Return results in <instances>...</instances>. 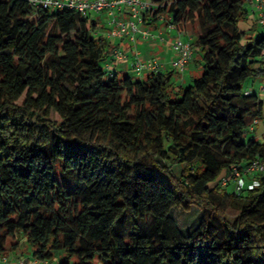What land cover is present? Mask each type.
<instances>
[{"label": "trees", "instance_id": "obj_1", "mask_svg": "<svg viewBox=\"0 0 264 264\" xmlns=\"http://www.w3.org/2000/svg\"><path fill=\"white\" fill-rule=\"evenodd\" d=\"M155 2L144 26L197 29L203 71L187 87L174 71L106 70L100 24L73 10L0 0L1 258L23 238L56 264H264V174L240 193L218 183L264 159L247 139L264 27L241 29L248 0ZM193 205L202 218L183 235L170 212Z\"/></svg>", "mask_w": 264, "mask_h": 264}, {"label": "built area", "instance_id": "obj_2", "mask_svg": "<svg viewBox=\"0 0 264 264\" xmlns=\"http://www.w3.org/2000/svg\"><path fill=\"white\" fill-rule=\"evenodd\" d=\"M34 10L39 9H69L77 12L83 17L96 21L105 15L107 22L101 26L95 36H103L106 40L125 39L135 45L137 37L142 40H153L155 35L141 26L145 17L155 13L158 4L155 0H26ZM252 11L256 14V23L264 27V0H248ZM166 23L170 30L176 31V36L171 42L173 57L170 67L176 74L182 75L192 60L194 47L191 42L184 40V32L178 30L167 16H157L156 22ZM112 61H124L127 59L125 53L119 49H113ZM106 70H110L106 64ZM133 71L138 74L157 73L162 70L163 64L156 58L143 59L135 50L131 62ZM261 92H264V85H261ZM250 91H246L249 94ZM264 174V159L254 160L245 167H232L228 174L223 175L218 183L226 187L229 181H233V189L236 193L244 189L252 190L259 185L258 177ZM2 264H26L23 258H1ZM35 264H46L45 261H37Z\"/></svg>", "mask_w": 264, "mask_h": 264}, {"label": "crops", "instance_id": "obj_3", "mask_svg": "<svg viewBox=\"0 0 264 264\" xmlns=\"http://www.w3.org/2000/svg\"><path fill=\"white\" fill-rule=\"evenodd\" d=\"M247 3L249 5V8H248L249 16H248V19L241 24V29L248 33H251L252 24L256 23V14L252 11V8L249 2ZM142 28L149 29L155 35V38L153 40H142L141 38L137 37V41L135 45L125 39L106 40V42L109 44L110 54L107 56V58L103 62V65L105 66L106 64H108L110 71L115 72L119 76L125 75V74L128 75V73H131L133 74L134 78L131 77L133 79L135 78L144 79L147 73L138 75L133 71L131 67V62L134 58V53L136 50L139 53L140 57L143 59H150V58L158 59L163 64V68L161 72L165 74L170 73L172 69L169 63L173 57V53L171 51V42L176 36V31L170 30L166 26V23H161L158 21L152 23V25H149V26L142 25L141 29ZM183 32H184V40L189 41L191 43L194 41L197 35V29L191 25H187L185 31ZM113 49L121 50L123 53L126 54L127 59L124 61H112L111 53ZM197 52H198V49L196 48L194 50L193 59L189 63L187 67V71L185 73H183L182 75H179V74L173 75L172 81L175 87L177 88L183 87L186 78L191 79L194 76V74L192 76L191 73L192 72L195 73V70L197 66L199 65V62H198L199 55ZM261 85H264V78L257 79L254 81H249L247 83V88L249 90H252L257 95L258 99L262 102L261 116L254 118L250 121L249 126L247 128V139H254L260 143L264 142V92H261L260 90ZM225 174L227 173L224 172L223 175ZM228 184L229 185L226 186L225 188L226 190H228L229 186H232L233 188L234 183L232 180ZM24 244L25 243H24L23 238H20L18 248L10 252V254L7 257H11V258L21 257L24 259L26 264H35L37 260H35L31 256L30 251L22 252L24 250ZM0 264H2L1 257H0ZM46 264H56V261L46 262Z\"/></svg>", "mask_w": 264, "mask_h": 264}, {"label": "rangeland", "instance_id": "obj_4", "mask_svg": "<svg viewBox=\"0 0 264 264\" xmlns=\"http://www.w3.org/2000/svg\"><path fill=\"white\" fill-rule=\"evenodd\" d=\"M245 7L249 8L248 3L245 5ZM96 17H98L100 26H104L106 24L107 17L105 15L102 14V16L100 17V14H99V15H96ZM202 71H203L202 64H199L195 70V73L194 72L191 73V75L193 76L194 74V76L191 79L186 78L183 88L189 86L194 78H198L201 75ZM128 75L130 77H133V74L131 73H128ZM173 171L175 175L179 177L181 172L183 171V166L173 167ZM231 191H232V186H229L228 192L230 193ZM231 216L232 215L228 213V217H231ZM170 217L175 221L176 225L178 226L182 234L188 235L200 223V220L202 218V211L200 208L194 205L191 206L188 211H184L183 209H180V208H174L170 212ZM29 251H30V248L25 243L24 250L22 252H29ZM17 258H21V257H17ZM93 264H102V263L97 258H95V260L93 261Z\"/></svg>", "mask_w": 264, "mask_h": 264}]
</instances>
